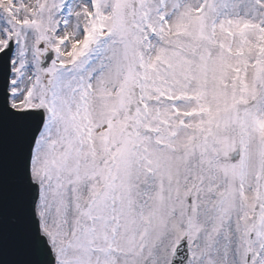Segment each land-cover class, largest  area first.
<instances>
[{"label":"snow or ice","instance_id":"snow-or-ice-1","mask_svg":"<svg viewBox=\"0 0 264 264\" xmlns=\"http://www.w3.org/2000/svg\"><path fill=\"white\" fill-rule=\"evenodd\" d=\"M0 264H264V0H0Z\"/></svg>","mask_w":264,"mask_h":264}]
</instances>
